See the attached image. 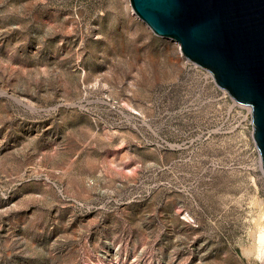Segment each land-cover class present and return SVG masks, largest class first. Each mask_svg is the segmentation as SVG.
I'll return each instance as SVG.
<instances>
[{"label": "rangeland", "instance_id": "374dc122", "mask_svg": "<svg viewBox=\"0 0 264 264\" xmlns=\"http://www.w3.org/2000/svg\"><path fill=\"white\" fill-rule=\"evenodd\" d=\"M250 123L129 0H0V264H264Z\"/></svg>", "mask_w": 264, "mask_h": 264}, {"label": "water", "instance_id": "95a60500", "mask_svg": "<svg viewBox=\"0 0 264 264\" xmlns=\"http://www.w3.org/2000/svg\"><path fill=\"white\" fill-rule=\"evenodd\" d=\"M157 36L208 71L237 103L251 108L252 137L264 173V0H129Z\"/></svg>", "mask_w": 264, "mask_h": 264}, {"label": "built area", "instance_id": "2783aa9c", "mask_svg": "<svg viewBox=\"0 0 264 264\" xmlns=\"http://www.w3.org/2000/svg\"><path fill=\"white\" fill-rule=\"evenodd\" d=\"M185 61H187L188 63L192 64L194 67H196V68H198V69L204 70V69L198 67L197 65H195L194 63L188 61L187 59H185ZM204 71H206V70H204ZM207 72H208V71H207ZM209 74H210V73H209ZM210 76H211V74H210ZM211 78H212V76H211ZM212 80H213V78H212ZM213 82H214V81H213ZM215 85H216V84H215ZM218 88H219V87H218ZM223 91H224V90H223ZM224 96L227 97V98H229L230 103H231V107H232V108H235V109H239V110L245 111L246 114L249 115V116L251 117V108H250V106L245 105V104L237 103L236 101H234V100L228 95V93H227L226 91H224ZM250 125H251V123H250Z\"/></svg>", "mask_w": 264, "mask_h": 264}, {"label": "bare ground", "instance_id": "6f19581e", "mask_svg": "<svg viewBox=\"0 0 264 264\" xmlns=\"http://www.w3.org/2000/svg\"><path fill=\"white\" fill-rule=\"evenodd\" d=\"M34 108V107H33ZM261 164V159H260V162ZM260 223V222H259ZM257 232V231H255ZM254 236V235H253ZM257 241H258V244H259V247L261 248L262 250V247H264V227L260 228L259 231H258V234H257ZM256 241V242H257ZM254 242V241H253Z\"/></svg>", "mask_w": 264, "mask_h": 264}]
</instances>
